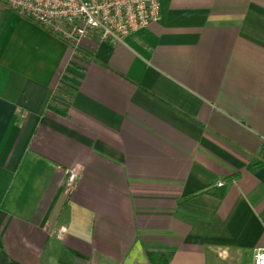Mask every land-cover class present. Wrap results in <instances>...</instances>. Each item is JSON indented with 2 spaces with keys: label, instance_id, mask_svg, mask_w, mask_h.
Masks as SVG:
<instances>
[{
  "label": "crops",
  "instance_id": "crops-1",
  "mask_svg": "<svg viewBox=\"0 0 264 264\" xmlns=\"http://www.w3.org/2000/svg\"><path fill=\"white\" fill-rule=\"evenodd\" d=\"M158 1L159 21L81 51L0 4V264L264 247V0Z\"/></svg>",
  "mask_w": 264,
  "mask_h": 264
},
{
  "label": "built area",
  "instance_id": "built-area-1",
  "mask_svg": "<svg viewBox=\"0 0 264 264\" xmlns=\"http://www.w3.org/2000/svg\"><path fill=\"white\" fill-rule=\"evenodd\" d=\"M0 4L47 29L75 51L91 40L120 42L160 19L158 0H0ZM79 177L76 169L71 170L69 186ZM253 264H264V247L254 251Z\"/></svg>",
  "mask_w": 264,
  "mask_h": 264
},
{
  "label": "trees",
  "instance_id": "trees-1",
  "mask_svg": "<svg viewBox=\"0 0 264 264\" xmlns=\"http://www.w3.org/2000/svg\"><path fill=\"white\" fill-rule=\"evenodd\" d=\"M262 154H263L262 157L264 158V148H263V152H262ZM263 160H264V159H263Z\"/></svg>",
  "mask_w": 264,
  "mask_h": 264
},
{
  "label": "rangeland",
  "instance_id": "rangeland-1",
  "mask_svg": "<svg viewBox=\"0 0 264 264\" xmlns=\"http://www.w3.org/2000/svg\"><path fill=\"white\" fill-rule=\"evenodd\" d=\"M248 264V263H247ZM249 264H251V263H249Z\"/></svg>",
  "mask_w": 264,
  "mask_h": 264
}]
</instances>
